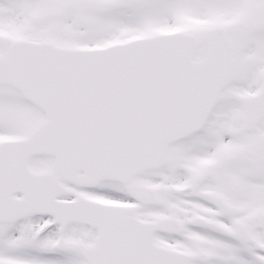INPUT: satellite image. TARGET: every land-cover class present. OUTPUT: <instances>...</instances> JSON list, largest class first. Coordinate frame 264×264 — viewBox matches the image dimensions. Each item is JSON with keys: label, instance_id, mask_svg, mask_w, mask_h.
<instances>
[{"label": "snow or ice", "instance_id": "6c2138e0", "mask_svg": "<svg viewBox=\"0 0 264 264\" xmlns=\"http://www.w3.org/2000/svg\"><path fill=\"white\" fill-rule=\"evenodd\" d=\"M0 264H264V0H0Z\"/></svg>", "mask_w": 264, "mask_h": 264}]
</instances>
